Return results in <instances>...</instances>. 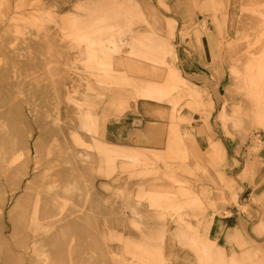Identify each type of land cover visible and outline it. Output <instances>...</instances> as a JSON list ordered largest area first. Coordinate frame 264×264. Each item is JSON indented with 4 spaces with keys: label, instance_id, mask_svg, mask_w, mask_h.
<instances>
[{
    "label": "bare ground",
    "instance_id": "1",
    "mask_svg": "<svg viewBox=\"0 0 264 264\" xmlns=\"http://www.w3.org/2000/svg\"><path fill=\"white\" fill-rule=\"evenodd\" d=\"M54 1L0 0V166L3 176L18 160L5 152L7 121L33 119L34 136L30 137L29 145L35 149L44 132L50 133L54 128L61 132L63 119L75 122L70 127V142L61 135L47 147L48 154L56 150V163L45 168L43 187L34 191L33 205L22 217L26 227L32 228L30 244L14 256L7 253L0 256L2 263L172 264L171 258L177 257L168 252L171 248L166 251L169 237L172 242L185 241L196 260L194 264H224L216 245L198 230L199 221L191 222V218L196 217L192 211L199 209L200 204H195L199 198L190 197L189 180L183 181L169 166L185 157V150L181 149L185 142L177 135L172 121L175 116L173 90L185 85L188 95L194 99L191 104L200 107L198 91L186 83L178 69L164 60L158 51L160 47L141 45L134 36L132 14L122 13L111 0L99 6L94 0H79L81 3H76L75 12L63 11L59 15L55 6L59 4L58 8L62 9L67 7L68 1ZM230 3L231 0H212L210 5L224 11L226 17ZM210 5L203 2V11L209 12ZM238 6L240 23L246 26L243 21L248 18L253 27L237 30L226 42L230 52L242 48L241 58L231 63L230 75L234 90L241 93L249 106L244 115L247 122L261 124L264 121V0H241ZM208 41L213 55L215 47L210 46V39ZM127 48L129 51L124 55ZM167 51L170 50L167 48ZM134 56L149 61L153 69L164 67L161 83L133 76L134 72H139L134 70ZM108 93L118 100L121 97L134 103L152 101L171 105L170 113L166 114L171 123L167 133L159 125L150 124L139 135L141 142L154 148L119 145L112 141V132H103L98 115L100 104L96 100ZM19 103L26 104L25 112L18 110ZM153 115L163 118L165 113ZM235 120L236 125L243 121ZM253 140L247 147L240 177L255 185L259 174L264 178L254 154L263 143ZM161 145L165 147L164 152L156 149ZM118 160L121 161L119 167ZM159 161L168 165L163 169L154 168ZM63 170L69 171L71 182L60 181ZM123 176L137 181L133 190L116 186ZM91 177L100 180L101 186L109 182L115 195L111 202L118 199L120 210L132 212V219H123L120 223L129 226L133 235H123L104 219L102 229L89 237L93 248L76 260L72 251L77 240L71 230L98 226L97 222H92L93 215L87 214L92 209L86 208V203L76 205L74 199L88 201L87 183ZM53 193H57L55 198ZM171 225L186 230L172 232L168 229ZM255 232L264 237V217ZM232 240L239 247L245 248L248 244L256 250L254 254L242 252L231 256L225 264H254L252 258L258 257L264 262V248L252 238L236 229Z\"/></svg>",
    "mask_w": 264,
    "mask_h": 264
},
{
    "label": "rangeland",
    "instance_id": "2",
    "mask_svg": "<svg viewBox=\"0 0 264 264\" xmlns=\"http://www.w3.org/2000/svg\"><path fill=\"white\" fill-rule=\"evenodd\" d=\"M67 1V7L61 9L58 8L59 4L55 6L58 15L63 11L75 12L76 3H81L79 0ZM105 2L107 0H94L98 6ZM111 2L113 6L115 4L121 9L122 13L128 11L132 14V26L136 31L134 36L141 45L160 47L158 51L164 56V60L178 69L186 83L191 84L199 93L200 107L191 104L193 98L188 95L185 85L175 88L174 98L171 99L175 104V116L172 121L176 125L177 135L185 142L181 148L185 150V157L175 163H169V166L173 167L183 181L189 180L187 182L190 183V197L199 198L195 201L196 205L200 204L199 209L192 211L196 217L191 218V222L195 224L199 221L198 230L216 245L221 253L222 263H227L231 256L242 252L254 254L255 246L246 244L245 248L239 247L236 241L232 240L235 230L238 229L244 236L252 238L264 248V237L255 232L264 217V178L259 174L254 185L240 177L245 153L252 138L253 141L258 139L257 141L263 143L254 154L257 166L264 174V121L252 125L247 122L244 115L249 111V106L241 93L234 90L230 75L231 63L241 58L242 48L230 52L226 47V42L234 37L237 30L253 27L248 18L243 21L246 26L240 23L238 5L241 0H231L226 17L224 11H218L210 5L212 0H184L182 3L175 0ZM203 2L209 3V12L203 11ZM208 39L212 42L210 46L215 47L213 55L210 53ZM127 49L124 55L128 53ZM132 60L134 70L139 71L134 72L133 76H138L139 79L148 78L152 83H161L164 67L153 69L152 65L149 66V61L136 56ZM120 98L118 100L108 93L96 100L100 104L98 115L100 127L104 128L103 132H112V141L119 145L154 148L151 144L141 142L139 135L150 124L159 125L167 133L171 123L166 114L170 113L171 105L167 102L159 104L152 101L134 103L133 100ZM17 107L20 112H25L27 106L19 103ZM157 112L165 113L164 117L154 116ZM236 118L243 121L236 125ZM32 120L27 117L7 121L9 131L4 137L5 152L12 158L18 157V160L13 162V169L6 171L5 176L0 166V256L5 253L14 256L23 246L30 244L32 228L26 227L22 217L29 213L33 205L34 191L43 187L42 175L45 168L56 163V150H51L52 153L48 154L47 147L51 140H58L61 135L70 142V127L75 124L69 119H63L61 132L55 128L50 133L44 132L38 148L35 149L29 145L30 137L34 136ZM204 120H207V123ZM164 148L161 145L156 149L163 151ZM120 164L121 161L118 160L117 166ZM166 165L168 163L159 161L153 167L163 169ZM60 173L61 182L72 181L68 170ZM99 181L92 177L88 179L87 202L74 198L76 205L86 203L85 207L92 209L87 211V214L93 215L92 222H97L98 225L91 228L81 226L71 230L77 240L73 243L72 251L76 260L78 256L93 248L94 244L88 241L89 237L102 229L104 219L111 222L114 230L123 235H133L129 226L120 223L123 219H132V212L120 210L121 201L118 199L111 202L115 197L111 184L104 182L101 186ZM136 182L123 176L121 181L116 182V186L133 190ZM51 195L55 198L57 193ZM121 214L124 218L120 217ZM168 229L173 232L185 228L171 225ZM174 241L169 237L166 241V251L171 248L168 252H173L177 257L171 258L172 264H194L196 260L185 246V241H176V244ZM1 258L0 264H3ZM252 259L254 264L264 263L260 257Z\"/></svg>",
    "mask_w": 264,
    "mask_h": 264
}]
</instances>
